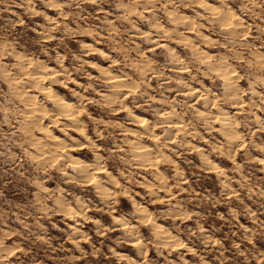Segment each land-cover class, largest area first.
Segmentation results:
<instances>
[{
	"label": "clouds",
	"instance_id": "9594fccd",
	"mask_svg": "<svg viewBox=\"0 0 264 264\" xmlns=\"http://www.w3.org/2000/svg\"><path fill=\"white\" fill-rule=\"evenodd\" d=\"M0 264H264V0H0Z\"/></svg>",
	"mask_w": 264,
	"mask_h": 264
}]
</instances>
